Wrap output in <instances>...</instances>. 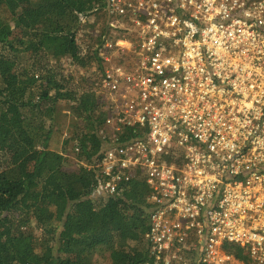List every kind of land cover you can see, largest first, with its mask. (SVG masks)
Masks as SVG:
<instances>
[{"label":"built area","instance_id":"built-area-1","mask_svg":"<svg viewBox=\"0 0 264 264\" xmlns=\"http://www.w3.org/2000/svg\"><path fill=\"white\" fill-rule=\"evenodd\" d=\"M103 9L96 191L147 184L154 264H264V0Z\"/></svg>","mask_w":264,"mask_h":264},{"label":"trees","instance_id":"trees-1","mask_svg":"<svg viewBox=\"0 0 264 264\" xmlns=\"http://www.w3.org/2000/svg\"><path fill=\"white\" fill-rule=\"evenodd\" d=\"M104 7L106 0H0V264H154L145 239L149 188L133 179L119 195L96 191L88 166L107 139V113L94 77L74 84L58 66L67 59L102 69L105 28L88 48L77 33Z\"/></svg>","mask_w":264,"mask_h":264},{"label":"rangeland","instance_id":"rangeland-1","mask_svg":"<svg viewBox=\"0 0 264 264\" xmlns=\"http://www.w3.org/2000/svg\"><path fill=\"white\" fill-rule=\"evenodd\" d=\"M32 1V0H31ZM85 23H88L91 25V27H86ZM106 23V17L103 12L96 13V14H91L85 19H83L82 25L80 26V30L77 33V39L78 43L82 47L88 48L90 45L93 44V37L91 34H95L99 32L102 27H104V24ZM60 64V65H59ZM59 66V71H61L62 74L66 75L67 77L71 78V83L73 82L74 84H78L81 81H88L89 78H92L93 71L92 68L94 67H80L76 63L72 61H68L67 59H61L58 63ZM62 106V114H66V118H64V130L68 125L69 121V112L65 104H60ZM67 132V130H66ZM33 231L35 234L39 235L40 231L35 230L33 228Z\"/></svg>","mask_w":264,"mask_h":264}]
</instances>
